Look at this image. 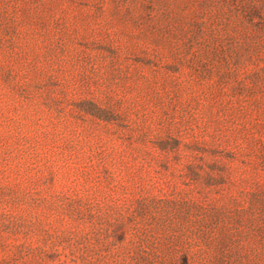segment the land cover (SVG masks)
Listing matches in <instances>:
<instances>
[{
  "label": "rangeland",
  "instance_id": "obj_1",
  "mask_svg": "<svg viewBox=\"0 0 264 264\" xmlns=\"http://www.w3.org/2000/svg\"><path fill=\"white\" fill-rule=\"evenodd\" d=\"M0 264H264V0H0Z\"/></svg>",
  "mask_w": 264,
  "mask_h": 264
}]
</instances>
